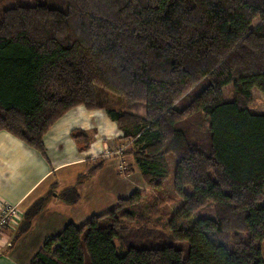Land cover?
Segmentation results:
<instances>
[{
	"label": "trees",
	"instance_id": "1",
	"mask_svg": "<svg viewBox=\"0 0 264 264\" xmlns=\"http://www.w3.org/2000/svg\"><path fill=\"white\" fill-rule=\"evenodd\" d=\"M33 1L0 8V130L44 155L66 111L103 108L149 190L69 222L28 264H264V113L247 108L264 95V0ZM168 155L182 202L163 221Z\"/></svg>",
	"mask_w": 264,
	"mask_h": 264
},
{
	"label": "crops",
	"instance_id": "2",
	"mask_svg": "<svg viewBox=\"0 0 264 264\" xmlns=\"http://www.w3.org/2000/svg\"><path fill=\"white\" fill-rule=\"evenodd\" d=\"M73 131H83L87 138L81 137L78 143ZM121 137V130L105 109L83 105L66 111L47 130L42 137L44 155L0 130V209L7 204L17 205L22 213L16 221L19 224L25 209L33 208L38 215L36 222L44 226L36 244L28 247L25 264L46 238L57 235L69 222L82 224L138 188L149 190L130 152L132 143ZM98 164L100 167L92 171ZM51 187L54 194L50 199L45 193ZM65 189L75 192L77 200L66 202L57 197ZM41 202L53 204L52 217H39L46 210L39 206ZM17 224L1 232L0 252L8 244L7 230ZM10 262L15 264L13 259Z\"/></svg>",
	"mask_w": 264,
	"mask_h": 264
},
{
	"label": "rangeland",
	"instance_id": "3",
	"mask_svg": "<svg viewBox=\"0 0 264 264\" xmlns=\"http://www.w3.org/2000/svg\"><path fill=\"white\" fill-rule=\"evenodd\" d=\"M21 4V3H28V4H34L35 1L33 0H0V8L13 5V4ZM106 99V104H114L116 103V98L110 94L104 95ZM114 109L119 110L121 106L113 105ZM247 108L254 112V113H264V95L256 90H252V98L251 101L247 104ZM138 113H143L142 110H139ZM197 119L195 118V122ZM197 123V122H196ZM207 122L204 121L203 127H206ZM167 164H168V176L163 180V189L162 192L167 194L168 197L173 198L172 201L166 202L161 207V213H162V219L163 221H168L171 214H173L176 209L180 206L182 199L176 196L174 190H173V175H174V168H175V158L172 155L167 156ZM185 191L187 193H190L191 188L185 187ZM46 194V197L52 198L54 191L51 187ZM66 198L73 199L74 195L72 193H68L64 195ZM58 197V195H57ZM51 201V200H50ZM260 204H264V197L263 200L260 202ZM40 205V203H39ZM42 208H46L45 212L40 214L39 217H41L43 214L46 217H52V210L53 204L44 203L41 204ZM25 210H28L25 209ZM214 207L210 204L205 205L201 209H199V213L203 215H211L213 214ZM33 213V212H32ZM38 219L37 212H34L32 215L31 223L30 225L24 224V222H21L13 227H10L7 230V234L9 235L8 238V244L3 252H0V264H11V259L15 260V264H25V261L27 260L29 254L27 252L28 247H31L36 244L38 235L43 229V225L40 224L39 221L36 222L35 219ZM48 225L51 224L50 220H47ZM14 230V231H13ZM261 256L264 259V242L261 244Z\"/></svg>",
	"mask_w": 264,
	"mask_h": 264
},
{
	"label": "built area",
	"instance_id": "4",
	"mask_svg": "<svg viewBox=\"0 0 264 264\" xmlns=\"http://www.w3.org/2000/svg\"><path fill=\"white\" fill-rule=\"evenodd\" d=\"M21 215L22 213L17 205H4L0 209V234L4 228L17 224L16 221L21 217Z\"/></svg>",
	"mask_w": 264,
	"mask_h": 264
}]
</instances>
